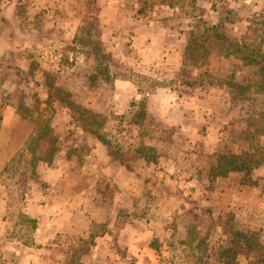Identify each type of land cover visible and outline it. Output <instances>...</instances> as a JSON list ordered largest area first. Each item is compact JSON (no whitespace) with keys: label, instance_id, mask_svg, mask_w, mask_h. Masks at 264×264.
<instances>
[{"label":"rangeland","instance_id":"1","mask_svg":"<svg viewBox=\"0 0 264 264\" xmlns=\"http://www.w3.org/2000/svg\"><path fill=\"white\" fill-rule=\"evenodd\" d=\"M134 1L0 0V264H18L15 249L33 243L28 198L38 194L43 203L57 190L64 199H54V206H67L64 217L81 226L89 224L90 202L109 211L83 236L54 237L59 264H76L80 250L91 246L92 232L109 233L112 264H137L143 251L156 264H224L229 230L248 234L256 248L235 264H264V59L253 53L261 48L264 54V0H138L142 15H172L168 27L184 28L187 45L198 38V66L186 54L145 58L131 31L114 29V16ZM164 4H176L177 12L161 10ZM194 17L195 24L189 21ZM208 26L217 30L206 32ZM108 31L113 39L105 46ZM114 37L120 51L109 50L117 48ZM99 44L110 57L98 55ZM256 56L260 63H251ZM104 66L108 72L99 74ZM42 77L48 88L70 89L79 103L106 111L103 132L111 148L104 145L103 153L110 160L93 150L103 144L76 126L65 108L32 96L41 92L36 78ZM121 78L134 80L144 96L167 90L178 116L149 120L140 129L132 122L137 106L130 108L116 94ZM228 80L244 89L220 84ZM38 130L47 136L36 141ZM141 145L162 156L158 164L136 160ZM52 152L51 163L40 160ZM220 152H249L259 162L256 183L246 184L240 174L211 183L208 172ZM64 217L57 216L62 224ZM147 231L148 251L132 252L121 239L122 233L133 238Z\"/></svg>","mask_w":264,"mask_h":264},{"label":"crops","instance_id":"2","mask_svg":"<svg viewBox=\"0 0 264 264\" xmlns=\"http://www.w3.org/2000/svg\"><path fill=\"white\" fill-rule=\"evenodd\" d=\"M134 4L129 9H125L124 7L121 8L120 13L121 16L117 15L114 16L113 21H115L116 29H122V33L126 32H132V38H134V42L136 43V47L139 49L138 51L142 56L145 58L149 57L152 58L153 56H166V55H177V54H186V47H187V40L185 35V32L182 33V30L184 28L180 27L178 30H172L171 27H168V23L174 22V17L172 15H161V16H154V13L150 16L148 15H142L140 12H142V8L140 6V2L137 0V3L135 1ZM127 5V4H126ZM175 5L170 4H164L162 5V8L158 7L161 10H167L169 9L172 12H177L176 8L178 9V6L175 7ZM134 8H139L140 10H135ZM139 13V14H136ZM144 17V19L142 18ZM119 18V19H118ZM195 17L189 18V21L193 22L195 24ZM178 20V19H177ZM179 21V20H178ZM117 31V30H116ZM115 31V32H116ZM125 31V32H124ZM112 32L107 33V37H102V41L104 42V45L106 46L109 42L112 43L113 36L112 34H109ZM107 39V42H106ZM114 43L117 48H115L112 45L113 49H109L111 51H120L121 49L118 48L120 43L118 44V41L116 37H114ZM117 42V44H116ZM25 69V68H22ZM36 84L37 87H39L40 91H44L43 89L46 88V91L43 93H32V96L38 99L40 102H44L48 95H49V89L47 81L43 80L42 77L41 80L36 78ZM35 83V82H34ZM57 85V84H56ZM115 85L117 86V95L120 97V101L129 103V107H132V102L134 101H140L144 94L140 89L138 88V84L132 80L131 78H121L115 80ZM70 90V89H69ZM146 102H147V119L145 121V124L147 125L148 121L150 120V123L154 120L156 121H165L167 122V118H170L173 120L178 116L176 113V100H173L171 95L167 92V90H163L162 92H156V93H148L146 96ZM119 104L117 103L116 107L118 108ZM162 106V107H160ZM10 107V106H9ZM116 108V109H117ZM167 108V110H170V115L172 117L167 116L166 113H164V109ZM115 109V110H116ZM109 112L111 110H108ZM99 112V111H98ZM106 112V111H101ZM100 112V113H101ZM175 112V113H174ZM114 113H122V112H114ZM178 113V112H177ZM104 145L98 144L95 150H99V153L108 155V151L103 153ZM106 159L110 160V157ZM161 157L159 158V161L161 160ZM136 160H143L146 164H152L148 163L143 158H136ZM61 171V170H60ZM119 180V179H118ZM117 181V180H116ZM62 192H59V190L56 191V193L49 195L43 203H40L41 196L36 194L35 198L29 199L28 198V213L31 217L36 218L38 221V227L36 229V232L34 234V240L33 243L28 245L21 243L20 246H18L15 249V252H17L16 255L12 256L18 259V264H47V261H51V263L59 264L60 260H55L57 255L54 256V237L60 232V233H66L69 236L76 235V237L83 236L89 231L91 223L94 221L95 223H101L104 222V220L108 217V209L102 205H100V202L93 201L90 202L89 205L90 208L88 210L89 215L86 217L89 218L88 220L89 224L86 226H81L78 223H74V219L69 218L66 219L64 217L65 214L69 215L68 212L70 210L65 205H62V210L59 206H54V199L62 198L64 199L63 195H60ZM35 201V202H34ZM61 213V215L64 217L63 224L60 223L59 218L57 216ZM66 219V220H65ZM85 219V218H84ZM125 236H128L127 234L122 233L121 239L126 241L127 244L130 245V250L136 251L146 249L151 250L149 247L150 241L152 236H150L149 231L143 232L141 235L138 233L134 234V237L131 238L128 236L125 238ZM110 235L109 233L102 234L96 237L95 239V245L93 249L85 255H82L80 258V261L82 264H112L115 261V258L113 256V250L111 246L110 241ZM128 241V242H127ZM142 249V250H143ZM45 250V255L50 254L47 257H44L42 255V251ZM149 253L145 254L144 251L141 255H139V259H136L137 264H156V260L153 257H149ZM120 257L119 259L122 261L123 258ZM124 262V261H123Z\"/></svg>","mask_w":264,"mask_h":264},{"label":"trees","instance_id":"3","mask_svg":"<svg viewBox=\"0 0 264 264\" xmlns=\"http://www.w3.org/2000/svg\"><path fill=\"white\" fill-rule=\"evenodd\" d=\"M206 32L209 30H217V26H211L205 28ZM218 35V33H216ZM220 37H222L221 34H219ZM239 41V40H238ZM231 44L233 45H240L239 42L231 41ZM242 42V41H241ZM245 46L246 44L243 43ZM100 46L97 47V53L100 55L101 58L110 57L111 54L109 52H105L103 49V46L99 44ZM202 46V44L198 41V38L194 36L189 40V43L186 47V55H188L190 58L193 59L194 64L198 66L197 61L195 60V50L197 47ZM260 49L254 50L253 53H257V56L261 55L264 59V54L260 53ZM197 54V53H196ZM193 56V57H192ZM257 56L254 58H251L250 62H257L260 63V61L257 59ZM260 71L264 70V65L261 66ZM108 72V66H104V68L100 71H98L99 74H104ZM92 80H95L96 77L91 76ZM107 79H109L107 77ZM106 79V80H107ZM199 80L196 79L195 82H188V85H194ZM221 85L226 84L229 87H240L244 89V86L242 84L233 83L231 80H228L227 82L221 81ZM243 91V90H241ZM38 103L40 101H37ZM41 103V102H40ZM46 105H54L57 103L61 107L65 108L67 113L70 115L72 122L78 127L82 129L83 132L92 134L96 139H98L103 145H107L109 148H111V140L106 138V135L103 132L104 125L106 121L109 119V116L100 113L91 107H88L86 105H83L79 103L77 100H75L71 92L69 90H66L59 86H50L49 89V95L47 99L42 102ZM41 103V104H42ZM132 107L137 106V110L135 112L134 119L132 122L139 127L140 129L145 127V121L147 119V102H146V96H144L140 101H134L132 102ZM261 119V118H260ZM263 120V119H262ZM259 123V122H258ZM264 127V126H263ZM262 132H264V128L262 129ZM47 136V131L38 130V136L35 138L36 141H39L41 138ZM111 150V149H110ZM152 150H154L153 147L141 145L139 148H137L136 152V158H143L148 163H159L160 155L153 153ZM112 155L116 160H118L121 164L126 165L127 167H130L124 160L117 155V152H111ZM53 152L45 156L44 158L41 157L40 160L46 161L48 163H51L53 160ZM259 165L258 161L253 160L252 155L249 152H244L241 154H235V153H218L216 155V162L212 163V166L209 169L208 172V178L210 182L212 183L218 178L221 177H227L231 174H240L243 178V181L247 184H254L256 183V180L253 179V172ZM30 221L32 222V226L34 229H37L38 227V221L36 218L31 217ZM106 229L103 230L105 232ZM230 235V241L228 245L222 250L221 257L224 259V264H235L236 260L239 255L241 254H251L253 251H255V246L253 240L249 237L248 234L236 231V230H229ZM97 236V234H94L93 232L90 234V239L92 240L91 246L94 245V239ZM91 246L86 247L84 249L80 250V258L82 255L88 254L91 251ZM80 258L73 259L72 263L76 264H82L80 261ZM259 262L260 258H257ZM79 261V262H78ZM78 262V263H77Z\"/></svg>","mask_w":264,"mask_h":264}]
</instances>
